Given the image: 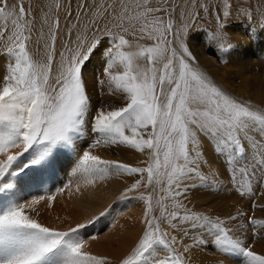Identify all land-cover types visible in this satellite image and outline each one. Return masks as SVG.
Here are the masks:
<instances>
[{
	"label": "snow or ice",
	"instance_id": "snow-or-ice-1",
	"mask_svg": "<svg viewBox=\"0 0 264 264\" xmlns=\"http://www.w3.org/2000/svg\"><path fill=\"white\" fill-rule=\"evenodd\" d=\"M147 5L148 0H143V5L137 7H145L147 13L165 11L164 8L153 9ZM230 6L235 7V0L231 5L229 0H223L222 16L217 15L215 19L222 21L229 17ZM93 7L96 6L77 0V8L82 12L73 17L69 11L63 28L59 19L54 23L44 21L33 38L36 21L25 19L28 13L23 0L18 5L0 0V20L4 21L0 24V38L9 31L10 22L12 35L9 39L13 46L7 48V53L14 58L6 79L0 81V125H3L0 153L6 156V159L0 160V177H4L12 162L33 144L53 146L62 141L70 142L73 134L82 133L90 116L91 130L105 134V143L126 146L141 153L147 151L148 159L145 167H139L102 160L84 152L80 161L83 170L89 175H96L111 167L140 177L146 174L149 186L165 185L162 188L165 196L156 200L155 205L153 197H147L145 227L129 255L110 260L106 255H94L85 250L83 243L79 242L70 246L64 264H141L145 255L151 254L157 246H163L170 253L167 260H160L159 264H185L175 247L177 236L161 227L165 221L172 228L180 227L184 236L190 231L208 232L214 229L219 233L215 242L222 251L239 250L248 264H264V255L243 247L240 240L229 237L222 227L224 221H214L187 210L182 215L179 211L168 213L162 203L165 198L176 201L182 196L188 190L185 180L192 177L207 180L200 171L201 156L206 149H203L198 137L204 143H208L211 137L216 143L214 153L220 168L215 169L213 175H226L230 181H237L239 172L249 181L248 190L251 193V178L264 172V151L253 155L247 143L252 122L258 123L260 130L264 131V115L226 94L204 73L191 66L190 61L195 57L189 48V34L200 15L189 13L192 22L184 20L179 26L173 18L166 21L160 18L159 26L147 33L146 38L153 43L143 46L133 45L122 34L128 31L123 27L124 13L114 17V27L122 29V33H113L107 25L104 29L99 28L100 22L94 16L86 22L85 16ZM200 7L204 12L211 13L206 4ZM102 15L107 17V8L103 9ZM108 23L113 24V20ZM45 24L47 32L43 31ZM224 27L221 22V34ZM88 31L93 33L91 39L87 36ZM213 39H216L215 35ZM33 48L35 58L30 54ZM99 49H103V74L110 84L115 85L112 91L119 90L125 98L123 106L107 111L103 107L95 108L91 99L94 85L82 71L85 62ZM224 50L222 47L221 51ZM116 65L122 66L123 70L113 72ZM261 139L264 140V137ZM18 144L23 145V151L8 154V149ZM249 165L252 166L251 171ZM262 181L264 176L257 179V188ZM143 182V179H136L124 189L121 198L141 187ZM233 190L241 199L244 197L245 193L236 185H233ZM54 199L49 197V200ZM156 206L161 208L160 216L152 215ZM182 206L178 202L175 204L177 209ZM258 210L264 211V207ZM242 215H245L249 226L264 225V220ZM238 218L229 216L228 219L235 222ZM82 227L86 225L78 223L68 231H58L26 215L23 207H12L0 215V244L11 248L0 264H42L64 237Z\"/></svg>",
	"mask_w": 264,
	"mask_h": 264
},
{
	"label": "bare ground",
	"instance_id": "bare-ground-1",
	"mask_svg": "<svg viewBox=\"0 0 264 264\" xmlns=\"http://www.w3.org/2000/svg\"><path fill=\"white\" fill-rule=\"evenodd\" d=\"M173 1L148 0V7L153 9L164 8L165 11L153 12L137 18L134 15H128L126 18L129 20L123 21V27L128 30L127 33H122V29L119 28L112 29L113 33L125 34L126 39L130 40L133 45L148 46L153 41L146 38L147 33L154 31L159 26L158 20L160 18L165 21L168 18H173L177 22L180 17L178 13L186 11L187 17L184 16V20L191 23L188 14L198 13L200 18L190 32L188 40L190 51L198 62V64L193 63V68L204 73L216 86H223L224 91L238 101L248 104L247 100L241 99L240 96L244 93L250 94L256 101L254 105H250L252 110L264 115V0H235V7L230 6L229 8L230 16L223 18L222 21L215 18L217 15L222 16L223 0H180L175 11H172ZM19 2L20 0H9L10 5H18ZM78 2L96 6L85 16V21L87 22L94 16L100 22L98 27L101 29H104L105 25L110 27L108 21L114 20V17L124 10L130 8L140 12L145 9V7H137V5H143V0H78ZM23 4L28 13L25 19L36 21L33 28V38L38 34V30L41 29L44 21L54 23L59 19L60 26L63 28L66 23L65 17L69 11L72 12L73 17L78 12H82L81 9L77 8V0H23ZM202 4L209 6L211 13L204 12L200 7ZM229 4H232V0H229ZM217 6H219V11ZM105 8H107L106 18L102 15ZM221 22L225 25L223 34L219 32ZM3 23L4 21L0 20V24ZM141 29L144 31L141 32ZM43 31L47 32L46 24ZM92 34V31L87 32L89 39H91ZM11 35L12 26L9 22V31L0 38V56L4 53L0 57V76L3 77V81L8 75L9 66L14 63V58L7 53V48L13 46V42L9 39ZM214 35L216 39H213ZM222 47L226 49L223 52L221 51ZM99 50L103 52V49ZM30 54L35 58L34 48ZM210 54L215 56L212 57ZM116 69V72L123 70L121 68ZM93 75L89 73L88 76L89 82L94 85L92 95L98 90V80ZM99 84L101 89L107 91V95L110 94L117 99L121 97L118 101L125 103V98L121 96L119 90L112 91L115 89V85L110 84L106 78ZM0 90H2V84ZM230 90L235 92L237 96L230 93ZM246 99L251 98L246 97ZM112 104H108L110 105L108 107L103 106L104 110H111L115 107L114 102ZM253 124L254 131L258 134L261 142L264 131L260 130L261 126L258 123L253 122ZM86 127L87 130H90L87 125H85ZM2 130L3 125H0V131ZM86 135L84 137L83 132L73 134L70 142L62 141L53 146L33 144L12 162L5 176L0 177V215L12 207L21 206L26 215L58 231H68L75 228L78 223L86 225V227L70 232L64 237L63 242L49 254L42 264H64L70 246L79 242L83 243L85 250L94 255H106L110 260L126 257L138 242V237L142 235V229L145 227L144 213L147 210V197L151 195L155 205L156 200L165 196L162 191L165 185L154 184L149 186L147 180H144L143 187L141 186L126 197L121 198L124 189L130 187L137 179L135 175L111 167H108L107 171L102 174L89 175L86 173L80 164L84 152H90L102 160L124 162L131 166L144 164L148 159L147 151L141 153L139 150L120 146L122 149H119L115 145H106L105 142H100L98 147L88 148L94 144L91 142L94 140L92 138L94 135H90V131ZM249 147L253 155L264 151V144L255 149ZM22 151L23 145L18 144L15 147H10L8 154ZM3 159H6V156L0 153V160ZM139 160L142 161L139 162ZM206 167L210 168V165ZM251 167L249 165V171H251ZM242 179L243 176L239 174L237 180ZM89 180L92 183H88ZM234 183L237 181L230 182V190ZM200 186L203 188L202 195H200L199 190L195 193L200 196L198 200L203 203H199L202 210L210 203H212L211 207L214 204L217 208L219 204L214 202L222 201L225 202V207L221 215L232 216L233 207L226 204L229 202L227 198L232 200L235 198V194L231 193L230 195L229 188L227 195L216 196V193L212 192V190L215 191L213 186H211L212 189L208 184ZM209 188L210 191H208ZM41 197L43 199H40ZM49 197H55V199L49 200ZM138 197L143 198L138 199ZM178 198L176 201L167 198L162 201L168 213L173 212L172 209H176L175 202L178 201ZM29 205L31 207H28ZM196 205L194 204L192 207L198 208L200 206ZM211 207L206 209V214ZM160 211L161 208L156 206L152 215L160 216ZM102 212L104 214L100 215ZM229 224L235 225L234 222H229ZM161 227L177 236L178 243L175 247L185 264H248L247 258L241 251L224 252L221 250L213 235L216 230L210 229L206 233L199 232L197 234L200 238H197L194 234L196 231H190L187 236H184L180 228H172L166 221ZM236 231L233 230V236L234 232L236 235ZM240 235L246 237L243 230L240 231ZM234 238L236 239L235 236ZM197 240L201 242L197 243ZM242 246H244V241ZM10 251V246L0 244V260L6 258ZM253 251L258 254L264 253L261 248ZM169 255L167 249L163 246H157L151 254L145 255L141 264H159L160 260H167Z\"/></svg>",
	"mask_w": 264,
	"mask_h": 264
},
{
	"label": "rangeland",
	"instance_id": "rangeland-1",
	"mask_svg": "<svg viewBox=\"0 0 264 264\" xmlns=\"http://www.w3.org/2000/svg\"><path fill=\"white\" fill-rule=\"evenodd\" d=\"M179 1L180 0H174L173 1V7H172L173 9H172V11H175L177 6L179 5ZM140 8H144V7L142 6ZM120 13H124L125 14L123 21L129 20V18H126L128 15H134V17L137 18V17H142L144 15L149 14V13H147L145 11V9L140 11V12H138V10L130 9V8L127 9V10H124L123 12H120ZM182 13H183V16L181 15ZM178 16H180V17H179V20L176 22L177 26H179L181 23L184 22V16L187 17V13H186V11H183L181 13H178ZM115 22L116 21L113 20V24H110L109 28H111V30L112 29H116V27H114V23ZM99 35H100V33H99ZM3 54L4 53H2L1 56ZM210 55L212 57L215 56L213 54H210ZM99 61L101 62V64L103 63V65H101L99 63ZM190 63H191L192 67H193V63L194 64H196V63L198 64L196 59H194L193 61L191 60ZM104 66L105 65H104V60L102 58V51L98 50L97 52H95L93 54V56H91L89 58L88 61L85 62V66L82 69V71L84 73H86V77H87L88 80H89V77H88L89 73L92 74V75L94 74L93 76L98 80V90H96L97 92H95L93 95L91 94L92 102L94 103L96 109H99V108H101L103 106H107L108 107V106H110L112 104V102H114V106L115 107L123 106L122 105L123 104L122 101H118V99H120L121 97H118V99H117V98H115L114 96H112L110 94L107 95L106 94L107 91H104L103 88L101 89V87H100L99 83H101V81H103L106 78V76L103 74V67ZM116 68H121L122 69V66H120V65L114 66L113 67V72H116V70H117ZM0 81H3V77L2 76H0ZM219 88L222 91H224L223 86L219 87ZM230 93H234L237 96V94L235 92L231 91V90H230ZM226 94H228V93L226 92ZM228 95H230V94H228ZM246 97H250L251 99H246ZM114 98H115V100H114ZM240 98L245 100V101L247 100L246 102L249 105H254V103L256 102L252 98V96L250 94H245V93L241 94ZM106 100H107V103H105ZM108 104H110V105H108ZM92 114L94 115L95 112H93ZM85 125H87L88 129H90V130H87V127L85 128ZM85 125L83 126L84 130H82L83 136L86 137L88 135V134L86 135V133L88 131H90V135H94L95 136V137L92 136V138H94V140L91 141L94 144L90 145L88 148L92 149L94 147H98L100 145L99 144L100 142L103 143V142H105L107 140V136L105 134L93 132L91 130V117L90 116L88 117V122ZM252 125H253L252 126V130L249 132V134L247 136V143H248L249 146L252 147V149H255V148L259 147L260 145L264 144V140L261 139V142L259 141V136L257 135L256 131H254L253 122H252ZM79 137H80V135H79ZM262 137H264V134H263ZM197 139L203 145V149H206V152H204V154L201 156L202 163H201V166H200V171H201L202 175L207 177V180H206V182L205 181H201L198 177H192L190 179L185 180L184 183L187 186L188 190L186 192H184V194L182 196H180L178 198V201H177L178 203H180L183 206L181 208H179V209H177V208L176 209H172L171 211H174V210L175 211H179L180 214L182 215L187 210V211L197 212L201 216H208L210 219H212L214 221L215 220L224 221V222H226V224L223 223L222 227L225 228V230L229 234V237L231 236L230 237L231 239H235L234 238V236H235L236 237L235 240H240L241 243L244 241V246L243 247H248V248H251L252 250H260V248H261V250H264V225L249 226L248 223H247V219L245 218V215H242V214H246L247 217H250V218H253V219H257V220H264V211L258 210L259 207H264V181L261 182V186L259 188H257V186H256L257 179L260 176H264V172H260L258 174V177L254 176V177L251 178V185H252V189H253V191L251 193L248 190L249 181L245 177H243V179L240 180V181L237 180L238 184L234 183V185H236L239 188L240 191H243L245 193L244 197L241 199L240 196L237 194V192L233 190V187L230 190L229 187H230V182L231 181L229 180L228 176H226V175L225 176L224 175H220V176H215L214 175L213 176L214 170L217 169V168H220L219 160L216 158V155L214 153V149L216 147L215 141H213L211 139V137L208 138L209 139L208 143H204L202 140H200L199 137ZM97 141H99V143H97ZM105 144L107 145L108 143H105ZM86 146H88V145H86ZM83 147H84V145H83ZM117 147L119 149H122L120 147L127 148L126 146H120V147L117 146ZM127 149H129V148H127ZM131 150H134V149H131ZM88 151H90V150L88 149ZM254 152H256V151H254ZM140 161H142V160H139V162ZM122 163H124V162H122ZM208 165H210L211 170H210V168L206 167ZM134 166L145 167L146 163H144V164L141 163V165H134ZM238 175H239V172L237 173V176ZM135 176L137 177V179H143V181L144 180L146 181V177H145L146 174L143 177H140L138 175H135ZM202 184H208L211 189H212L211 186H213V189H215V191L212 190V192L216 193L215 194L216 196L217 195H227V193H228L227 189L228 188H229L228 190H230V192H229L230 195H231V193L235 194V198H232V200L227 198V201H229V202L226 204V205H230V206L233 207L232 216L239 217L234 222V224H235L234 226L229 224V222H231V221L228 220L229 216H222L221 215L222 214V210L225 207V205H224L225 202L215 201L214 203H218L219 207L217 206V208H216V206H214V204L211 207L210 205L212 203H210L209 205H206V208L204 210H202V206L200 204H203V203L200 200H198V199H200V196L196 195L197 193H195V192H198L197 190H199L200 195H202L201 193L203 192L202 191L203 188L200 186ZM141 186L143 187V185H141ZM214 186H216L217 188L214 187ZM210 188L208 189V191L211 190ZM191 198H192V200H190ZM193 198H195L196 200L195 199L193 200ZM177 202H175V204ZM194 204L195 205L197 204L196 206H198V205H200V206L198 208L192 207V206H194ZM208 207H211V209H213V210L208 209L209 212L206 214V212H207L206 209ZM217 215H219V216H217ZM185 227H187V225H185ZM178 228H180V227H178ZM232 228H233L234 231L238 230V231H236L237 232L236 235H235V232H234V236H233ZM212 230H214V229H212ZM242 230H243V233L246 235V237H243V236L240 235V231H242ZM197 233H199V231H196V233H194V234L198 238L199 236H198ZM213 235L216 236V235H219V233L216 231ZM262 254L264 255V253H262Z\"/></svg>",
	"mask_w": 264,
	"mask_h": 264
}]
</instances>
